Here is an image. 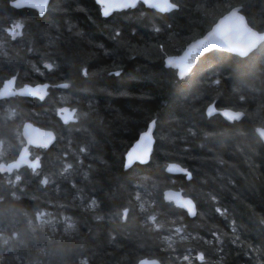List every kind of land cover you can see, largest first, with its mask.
<instances>
[{"label": "trees", "instance_id": "trees-1", "mask_svg": "<svg viewBox=\"0 0 264 264\" xmlns=\"http://www.w3.org/2000/svg\"><path fill=\"white\" fill-rule=\"evenodd\" d=\"M11 1L0 0V88L10 75L51 87L43 101L0 100V161L17 157L25 121L57 140L32 149L41 169L0 173V264H264V43L245 58L211 52L184 80L164 65L232 4L264 31V0H176L169 14L140 4L108 18L94 0H51L43 17ZM211 103L245 115L208 117ZM62 105L77 108L76 123L57 117ZM152 120L150 161L126 168ZM170 162L191 178L168 174ZM167 188L195 200V218L164 200Z\"/></svg>", "mask_w": 264, "mask_h": 264}, {"label": "water", "instance_id": "water-1", "mask_svg": "<svg viewBox=\"0 0 264 264\" xmlns=\"http://www.w3.org/2000/svg\"><path fill=\"white\" fill-rule=\"evenodd\" d=\"M96 2V4L100 7V11L103 17L108 18L111 15H113L116 12H121L124 10H129V9H136L140 4H143L146 8L154 10L158 13L161 14H169L171 12H173L174 10H167V9H161V8H155L152 5L155 3H164V0H151L150 3H146L145 0H137V4L135 7H128V8H120V9H115V8H109L108 13L105 14L104 12V7L107 6L108 3H112V2H127V0H94ZM51 0H49V3L45 5L43 11H41V9L37 8L36 5L39 3H42V0H12L10 2L11 6L16 8V9H22V8H29V9H33L35 10L39 16L43 17L47 11H48V7L50 4ZM170 2H172V0H170ZM104 3V4H103ZM233 8V7H232ZM231 8V9H232ZM238 8V7H236ZM179 9V8H178ZM231 9L229 11H227L226 13H224L222 16H220L218 18V20L213 24V26L211 27L210 30H208L203 36L198 37L194 40H192L191 42H189L185 48L183 49V51L179 54H174V55H168L164 57V65L166 68H172L173 70H175L177 72V77L179 78V80H184L187 76H189L191 74V72L194 70V68L197 66V64L208 54H210L211 52L214 51H219V52H227L229 54H233L235 56L241 57V58H245L247 56H249L251 53H253L255 50H257L263 43H259L256 47L252 48L250 51L247 52L246 55H241L239 52H235L233 51L228 45H233L236 47H241L244 46L248 43V32L246 31V29L242 28L240 26V22L237 19V17H234L232 15H230ZM241 14L245 17V20L247 22V24L253 29V30H257L256 28H254L248 21L247 17L245 16L244 12H243V6L241 9ZM259 31V30H257ZM260 32H264V31H260ZM209 33L212 34L211 37H209ZM205 37H209V39H216V46L215 47H207V48H202L200 51L198 52H192L188 55L187 59L184 61L185 63V67L181 68L180 64L181 61L184 59L185 57V53L188 52L189 47L196 43L199 40H204ZM205 43H207V41H205ZM169 61H171V63H169ZM11 79V78H9ZM7 79V80H9ZM7 80L4 81L3 85L0 88V93H4L5 91V83L7 82ZM17 79L8 86V93L7 95H0V100L3 99H10L12 97L15 96H22V97H27V98H36L39 99L41 101L45 100L46 97L49 94V88L51 87L50 83H40V84H24L20 87H17L16 84ZM47 85V87H43ZM64 85H68V83H59L56 85L57 88L59 89H66L67 87H64ZM27 86V87H25ZM38 86H41L43 94H44V98L41 99L39 96H34L32 94V91H29V89L31 90H39ZM20 88H24V92L20 93L18 91V89ZM212 107L213 109H215V111L212 114H209L208 112V108ZM67 109L66 112H61L60 109ZM73 109H75V113H73ZM225 109H230V108H224V109H219L217 108V106L212 103L209 106H207L206 108V114L208 117H212V116H216V115H220L223 119H225L228 122H234V121H240L243 117L239 118L238 120H233V119H229L227 116L224 115L223 110ZM233 111H237L234 109H230ZM240 111V110H239ZM77 108H72L69 105H62L57 109V117L61 120V122L65 125H69L71 123H76L78 121V117H77ZM69 117L67 120H65V117ZM155 127H156V121L152 120L147 129L145 131H143L138 139L135 141V143L132 145V147L128 150V152L125 155V165L128 162L129 156L132 155L133 157L135 156L136 151L138 150V145H141V139L144 133H148L149 136H151V147L148 153V158L146 160H140V159H135L133 158V160L131 161L130 164H128V167L126 168H131L133 165L139 163L142 165L147 164L150 159L151 156L153 154V150H154V146H155ZM263 127H258L256 129V133L257 135L260 137V139L263 141L264 143V136H261L260 134V129ZM27 129V132H26ZM51 132L54 135V140L52 142H50L48 144L47 147H42V143L44 141V139L46 138L44 136L45 133ZM21 136L22 139L24 141V144L22 145V147L20 148V151L17 155V157L10 161V162H3L0 163V165H5V164H12L15 161L19 162V166L18 167H14L13 170L11 172H7V171H0V173L5 174H12L15 171H19L24 167H28L30 169L31 166V161L35 159V157H32V152L31 149L35 148V149H48L50 147H52L56 140H57V136L56 133L52 130V129H47L44 127H41L39 125L34 124L31 121H25L22 125L21 128ZM31 140L36 141V143H31L29 142ZM143 146L141 145V148ZM26 149V151H25ZM23 154L24 159H21V155ZM40 157V156H39ZM27 161V163L25 162ZM40 167L39 169H41L42 167V159L40 157ZM169 165H178L180 168H185L184 166H182L181 164L177 163V162H170L167 164L166 166V171L168 174L171 175H185L182 172H180L178 169H171L169 168ZM38 169V170H39ZM33 170V169H32ZM37 171V170H34ZM163 198L166 202H172L174 204V206H176L177 208L182 209L183 211H185L187 213V215L190 218H195L197 215V205L195 200L184 194L182 189H175V188H167L164 192H163ZM184 199H189L192 200L193 205L195 207V214H191L188 212V206L187 204L183 203ZM141 261L144 262V264H161V262L156 259V258H143L141 260L138 261L137 264H141Z\"/></svg>", "mask_w": 264, "mask_h": 264}, {"label": "snow or ice", "instance_id": "snow-or-ice-1", "mask_svg": "<svg viewBox=\"0 0 264 264\" xmlns=\"http://www.w3.org/2000/svg\"><path fill=\"white\" fill-rule=\"evenodd\" d=\"M146 3H150L151 0H145ZM49 3V0H42V3H39L36 5L37 8L41 9V11H43L44 7L46 4ZM104 4V3H103ZM137 4V0H127V2H112V3H108L106 7H104V12L105 14L108 13L109 8H115V9H120V8H128V7H135ZM155 8H161V9H167V10H174V9H178L179 8V4L176 2V0H172V2H170V0H164V3H155L152 5ZM241 8H236L233 7L231 9L230 15L237 17V19L240 22V26L244 29H246V31L248 32L249 36H248V43L244 46L241 47H236L233 45H228L233 51L235 52H239L241 55H246L248 51H250L252 48L256 47L261 41H264V32H260L257 30H253L246 22L245 17L241 14ZM212 34L209 33V37H211ZM209 37H205L204 40H199L196 43L192 44L189 47L188 52L185 53V57L184 59L181 61L180 67L184 68L186 65L184 63V61L187 59L188 55L192 52H198L200 51L202 48H207V47H215L216 46V39H209ZM205 41H207V43H205ZM162 47V45H161ZM169 63H171V61H169ZM45 67L48 70H53L55 65L52 62H45ZM85 74H87V70L85 69ZM11 79L7 80V82L5 83L4 87H5V91L4 93H0V95H7L8 93V86L11 85L16 79L17 77L14 75H10ZM213 83L218 84L219 81H213ZM68 85H64V87H67ZM27 87V86H25ZM43 87H47V85L43 86ZM39 90H31L29 89V91H32V94L34 96H39L41 99L44 98V94L42 91L41 86H38ZM24 88H20L18 89V91L20 93L24 92ZM241 100H243V97H240ZM61 112H66L67 109H60ZM73 113H75V109L72 110ZM215 111V109H213L212 107L208 108V112L209 114H212ZM223 113L225 116H227L229 119H233V120H238L239 118L243 117L245 115V111H233L230 109H225L223 110ZM69 117H65V120H67ZM260 134L261 136H264V128H261L260 130ZM27 132V129H26ZM44 136L46 137L42 143V147H47L48 144L50 142H52L54 140V135L51 132L45 133ZM31 143H36V141L31 140ZM151 136H149L148 133H144L141 139V145L143 146L141 148V145H138V150L135 153V156L133 157L132 155L129 156L128 162L125 165V167H128V164L131 163V161L133 160V158L135 159H140V160H146L148 158V153L151 147ZM26 151V149H25ZM21 159L23 160V154L21 155ZM27 163V161H25ZM40 157L37 155L35 157L34 160L31 161V168L33 170H38L40 167ZM19 166V162L15 161L12 164H5V165H0V171H7V172H11L13 170L14 167H18ZM70 167V165H69ZM170 170L171 169H178L180 172H182L183 174H185V176L190 179L191 178V172L189 169L187 168H180L178 165H169ZM21 175L16 174L15 175V181H19L21 180ZM42 183H47V177L42 178L41 180ZM184 204H187L188 206V212L191 214H195V207L193 205L192 200L189 199H184L183 200ZM98 201L96 199H91L90 200V206L91 207H95L97 206ZM219 211V209H218ZM129 212V208L128 207H123L121 209V212L119 213L120 215H122L125 219H127V214ZM40 216H43L44 213H40ZM153 220H155V217H152ZM69 227H72V225H69ZM197 257L199 258V260L203 261L204 259V254L202 252L197 253ZM185 261L189 260L188 256H184L182 257ZM141 264H144L143 261H141Z\"/></svg>", "mask_w": 264, "mask_h": 264}, {"label": "rangeland", "instance_id": "rangeland-1", "mask_svg": "<svg viewBox=\"0 0 264 264\" xmlns=\"http://www.w3.org/2000/svg\"><path fill=\"white\" fill-rule=\"evenodd\" d=\"M44 213V212H42ZM48 221V219L46 220ZM182 234V230L179 227H176L170 234V237H172L173 239H176L177 236H181ZM178 239V238H177Z\"/></svg>", "mask_w": 264, "mask_h": 264}, {"label": "clouds", "instance_id": "clouds-1", "mask_svg": "<svg viewBox=\"0 0 264 264\" xmlns=\"http://www.w3.org/2000/svg\"><path fill=\"white\" fill-rule=\"evenodd\" d=\"M229 7H238V8H241L242 5L232 4V5H230ZM260 43H264V41H261Z\"/></svg>", "mask_w": 264, "mask_h": 264}, {"label": "flooded vegetation", "instance_id": "flooded-vegetation-1", "mask_svg": "<svg viewBox=\"0 0 264 264\" xmlns=\"http://www.w3.org/2000/svg\"><path fill=\"white\" fill-rule=\"evenodd\" d=\"M34 150H36V149H34ZM37 150H38V149H37ZM32 153H33V157H34V156H37V155H38V156L40 155V154H35L34 151H32ZM40 156H41V155H40ZM10 161H11V160H10ZM5 162H6V161H4V163H5ZM8 162H9V161H8Z\"/></svg>", "mask_w": 264, "mask_h": 264}, {"label": "bare ground", "instance_id": "bare-ground-1", "mask_svg": "<svg viewBox=\"0 0 264 264\" xmlns=\"http://www.w3.org/2000/svg\"><path fill=\"white\" fill-rule=\"evenodd\" d=\"M164 191H165V190H164ZM164 191H163V192H164Z\"/></svg>", "mask_w": 264, "mask_h": 264}]
</instances>
